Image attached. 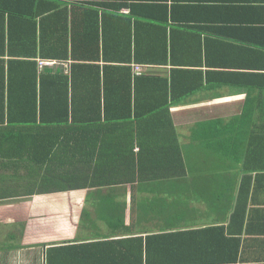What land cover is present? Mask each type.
<instances>
[{"label": "crops", "instance_id": "obj_1", "mask_svg": "<svg viewBox=\"0 0 264 264\" xmlns=\"http://www.w3.org/2000/svg\"><path fill=\"white\" fill-rule=\"evenodd\" d=\"M68 1L100 16L107 2L143 22L148 44L168 32L187 83L171 117L181 159L197 170L48 194L36 192L46 175L29 155L0 153V264H264V0Z\"/></svg>", "mask_w": 264, "mask_h": 264}, {"label": "trees", "instance_id": "obj_2", "mask_svg": "<svg viewBox=\"0 0 264 264\" xmlns=\"http://www.w3.org/2000/svg\"><path fill=\"white\" fill-rule=\"evenodd\" d=\"M68 2L0 0V153L29 155L46 175L36 192L48 194L176 180L197 170L181 159L171 117L187 83L179 84L184 71L169 61L168 32L148 44L143 22L133 27L131 16L115 17L107 2L101 16ZM116 22L125 31L115 33ZM40 60L59 64L41 68ZM135 66L172 69L155 77L137 75ZM232 126L238 133L240 124ZM227 133H216L219 142ZM153 171L162 172L147 175Z\"/></svg>", "mask_w": 264, "mask_h": 264}, {"label": "built area", "instance_id": "obj_3", "mask_svg": "<svg viewBox=\"0 0 264 264\" xmlns=\"http://www.w3.org/2000/svg\"><path fill=\"white\" fill-rule=\"evenodd\" d=\"M57 64L59 63L54 61H43V60L38 61V66H40L41 68L55 67ZM145 69H146L145 67L143 68V67L135 66V72L137 75H141Z\"/></svg>", "mask_w": 264, "mask_h": 264}]
</instances>
